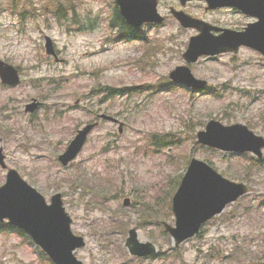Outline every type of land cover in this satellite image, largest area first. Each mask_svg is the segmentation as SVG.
Wrapping results in <instances>:
<instances>
[{"label":"rangeland","instance_id":"rangeland-1","mask_svg":"<svg viewBox=\"0 0 264 264\" xmlns=\"http://www.w3.org/2000/svg\"><path fill=\"white\" fill-rule=\"evenodd\" d=\"M158 1L165 22L143 26L140 39L130 40L112 26L116 0H26L22 10L19 0L0 4V59L21 75L16 87L0 80V149L8 169L48 203L62 194L73 233L86 241L75 253L84 264H264V150L259 160L197 139L212 120L245 124L264 138V57L241 48L201 58L191 66L196 78L208 82L200 92L169 78L185 64L183 54L196 34L171 16L172 7L232 30L254 19L230 9L206 11L205 0L185 7L179 0ZM46 37L59 62L46 54ZM33 99L42 106L26 113ZM93 122L99 124L83 151L63 167L59 156ZM192 158L210 161L250 193L209 221L201 238L175 248L162 222L175 224L173 196ZM7 172L0 166V186ZM9 227L0 224V264H53L22 231ZM133 228L140 242L156 245L157 254L139 259L129 253L125 244Z\"/></svg>","mask_w":264,"mask_h":264},{"label":"water","instance_id":"water-1","mask_svg":"<svg viewBox=\"0 0 264 264\" xmlns=\"http://www.w3.org/2000/svg\"><path fill=\"white\" fill-rule=\"evenodd\" d=\"M182 6L193 0H179ZM206 11L233 8L244 15L256 18L242 31L223 29L204 20L194 18L183 10L171 8L170 12L183 28L195 29L198 34L190 38L183 54L186 65L177 66L170 79L177 85L193 89L195 92L206 88L207 81L196 78L191 65L202 57L214 58L225 53L237 54L242 47L253 49L264 56V0H205ZM119 12L133 28L144 24H163L165 17L159 12L158 0H116ZM46 54L59 62L54 42L45 38ZM0 80L3 85L16 87L21 83L19 70L0 59ZM42 105L37 99L26 105L25 111L33 114ZM101 118L117 122L108 115ZM99 123H89L77 131L66 150L59 156L63 167H68L77 159L85 147L91 132ZM198 143L230 154L251 153L263 157L264 138L255 134L242 123L224 125L212 120L205 130L197 134ZM0 149V166L7 169ZM250 193L245 183L232 181L223 176L204 160L192 158L172 200L175 224L162 222L171 236L175 247H179L201 231L214 217L222 214L230 204ZM129 206V200L124 201ZM19 229L48 256L53 264H84L76 256L78 249L86 246L82 236L72 231L73 219L66 211L61 193L51 197L50 203L32 185L25 181L16 169H8L6 182L0 186V223ZM126 247L135 257L143 258L157 254V247L151 242H140L135 228L129 230Z\"/></svg>","mask_w":264,"mask_h":264},{"label":"trees","instance_id":"trees-1","mask_svg":"<svg viewBox=\"0 0 264 264\" xmlns=\"http://www.w3.org/2000/svg\"><path fill=\"white\" fill-rule=\"evenodd\" d=\"M60 7H57L56 9L57 10H60L59 9ZM111 23H112V26H115L117 28L118 33L120 34V38L121 39H124V40L140 39V37L138 36L139 31L137 29L133 28L132 26H130L129 24L126 23V21L120 15L119 10H118V7L115 8V15H114V18L112 19ZM157 142L155 144H157ZM207 162L211 164L210 161H207ZM178 185H179V182H177L176 189H177ZM3 229L6 230L8 228L7 227H3ZM9 229L12 230L14 228H10L9 227ZM24 236H26V235H24ZM196 237L197 238H201V232ZM27 238L30 239L29 237H27Z\"/></svg>","mask_w":264,"mask_h":264},{"label":"clouds","instance_id":"clouds-1","mask_svg":"<svg viewBox=\"0 0 264 264\" xmlns=\"http://www.w3.org/2000/svg\"><path fill=\"white\" fill-rule=\"evenodd\" d=\"M4 0H0V4H2ZM20 9L22 10L24 7L27 6L26 0H19ZM12 23H19L18 20L11 21Z\"/></svg>","mask_w":264,"mask_h":264},{"label":"bare ground","instance_id":"bare-ground-1","mask_svg":"<svg viewBox=\"0 0 264 264\" xmlns=\"http://www.w3.org/2000/svg\"><path fill=\"white\" fill-rule=\"evenodd\" d=\"M139 258V257H138Z\"/></svg>","mask_w":264,"mask_h":264}]
</instances>
